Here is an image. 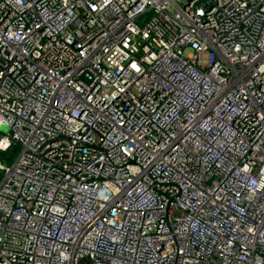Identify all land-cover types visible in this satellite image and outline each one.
Masks as SVG:
<instances>
[{
	"label": "built area",
	"instance_id": "1",
	"mask_svg": "<svg viewBox=\"0 0 264 264\" xmlns=\"http://www.w3.org/2000/svg\"><path fill=\"white\" fill-rule=\"evenodd\" d=\"M0 264H264V0H0Z\"/></svg>",
	"mask_w": 264,
	"mask_h": 264
},
{
	"label": "trees",
	"instance_id": "2",
	"mask_svg": "<svg viewBox=\"0 0 264 264\" xmlns=\"http://www.w3.org/2000/svg\"><path fill=\"white\" fill-rule=\"evenodd\" d=\"M15 150H16V146L13 145V153L15 152Z\"/></svg>",
	"mask_w": 264,
	"mask_h": 264
}]
</instances>
